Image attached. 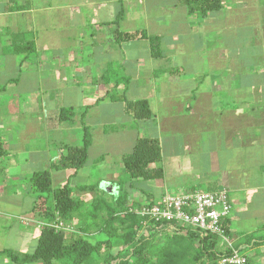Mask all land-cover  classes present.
<instances>
[{"label": "crops", "instance_id": "0c3cea01", "mask_svg": "<svg viewBox=\"0 0 264 264\" xmlns=\"http://www.w3.org/2000/svg\"><path fill=\"white\" fill-rule=\"evenodd\" d=\"M144 33L159 39L160 58ZM124 96L147 101L152 117L135 119ZM62 109L76 114L60 120ZM84 126L89 158L101 146L100 134V143L118 149L119 161L138 139L159 142L158 202L168 191L226 188L233 245L250 264H264V0H221V9L207 16L183 0H0V178L30 181L50 169L63 145L81 147L66 142L64 132ZM33 158L46 163L35 167ZM91 160L103 176L95 184L87 163L77 173L51 171L53 187L87 186L93 196L104 185L111 197L121 195L123 168L114 157L99 153ZM82 176L86 184L71 185ZM153 188L130 193L129 206L156 203ZM30 190L14 194H25L33 210ZM24 206L7 209L11 224L0 232V264H41L16 263L6 254L35 253L41 222L35 216L24 225Z\"/></svg>", "mask_w": 264, "mask_h": 264}, {"label": "trees", "instance_id": "16d2710c", "mask_svg": "<svg viewBox=\"0 0 264 264\" xmlns=\"http://www.w3.org/2000/svg\"><path fill=\"white\" fill-rule=\"evenodd\" d=\"M192 11L202 16L219 11L221 0H183ZM134 35H124L130 39ZM151 44L152 55L160 58V43L155 36L142 35ZM127 111L140 121L152 117L149 103L144 100L128 102ZM73 109H62L60 120H72ZM86 112L82 113L84 116ZM91 136L84 126L83 145H63L64 154L50 169L31 177V192L37 195L33 208L41 223L51 225L58 220L74 228V232L57 231L50 226L41 229L35 253L19 256L12 251L6 254L16 263L41 264H221L222 259L233 254L232 249L221 246L218 236L186 226L172 223H155L145 220L130 209L128 194L113 198L111 206L103 208L93 201L95 213L83 211L84 201L76 192L85 193L87 186L72 188L69 183L54 188L51 171L70 169L77 173L83 169L89 158ZM0 147V157L3 156ZM162 150L159 142L152 138L138 139L130 153L122 156V163L131 181H156L164 178L160 164ZM105 193V192H104ZM106 194V193H105ZM84 202V203H83ZM107 204V203H106ZM106 213L103 224L98 225L99 216ZM90 215V216H89ZM97 226V230L95 229ZM229 221L228 235L232 238ZM92 231H97L99 238ZM103 236V237H101ZM234 249L243 252L242 247ZM249 259H248V263Z\"/></svg>", "mask_w": 264, "mask_h": 264}, {"label": "built area", "instance_id": "2783aa9c", "mask_svg": "<svg viewBox=\"0 0 264 264\" xmlns=\"http://www.w3.org/2000/svg\"><path fill=\"white\" fill-rule=\"evenodd\" d=\"M130 211L155 223H172L216 235L220 238L222 247L233 251L232 255L222 259L221 264L248 263L247 256L234 249L233 242L228 235L227 222L232 213V206L229 191L226 188L214 192L168 193L158 203H148L139 209H130ZM23 223L30 225L32 220H23ZM39 225L40 228L50 226L57 231L74 232L71 225L60 220L51 225L44 223Z\"/></svg>", "mask_w": 264, "mask_h": 264}, {"label": "rangeland", "instance_id": "374dc122", "mask_svg": "<svg viewBox=\"0 0 264 264\" xmlns=\"http://www.w3.org/2000/svg\"><path fill=\"white\" fill-rule=\"evenodd\" d=\"M257 52H259V50H257ZM108 131H111V129L108 128ZM83 135H84V130L77 128V127H75V128L73 127L69 131L67 130L64 132V138H65L66 142L70 141V143H73V145H77V146L83 145V139H82ZM95 139L99 142V144H101V146L97 147L96 151H94V152L91 151L90 158L88 160V164L90 165L88 170H89V173H91L93 175L92 178H89L90 180L92 179L91 182H93L95 184V182H97L99 179H101L103 177L101 174V171L93 168L91 159H94L96 156H99V153L100 154L108 153L109 155H112V157H114V160H115L117 167L123 168L122 174H120L118 176V180L120 182H122L124 185V187H122V194L125 193V194L130 195V193H132L136 189H138V193H139V191H145L146 194H151L152 188L154 187L153 189H155V190L153 192H156L157 194L154 193V195H152V197L154 198L153 201L158 203V201L160 200V198H159L160 193H158V191H159V188H163L162 186L164 185V179L156 180V181H146V182L134 181L135 183L132 186H129V184L131 183V179H130L129 175L126 173L122 161L118 160V156H117L119 153L118 149H116L114 146H108L105 144L103 145L102 143H100L101 142L100 139L101 140L103 139L102 134L99 135V138L97 137ZM125 149H126V151H130L132 148H125ZM30 163L31 164L35 163L36 164L35 167L38 166V168H40V167H42L41 163H46V162L41 161V160L38 161V158H33V161L31 160ZM164 165H165L166 169H167V166H171V160L169 161L168 155H166V160L164 161ZM42 169L43 168H41L39 170H42ZM87 182H88V179L86 177L82 176L81 178L73 179L71 182V185L73 184L74 187H77V185H80V183L86 184ZM29 183H30L29 178L26 176H23V177L21 176L18 179L14 178L13 180H12V178H9V179L6 178L5 180H4V178H0V206H1V208H0V232L3 231L4 226L6 227V226H8V224H11L10 221H7L8 220V211H10L7 209L12 207L13 204H15V203L23 201V203H25V206H24L25 211L24 212L27 214V216H24V217H27L26 218L27 220L28 219L29 220L34 219L36 214L33 212L32 209L29 210V206L27 204L28 202H30V200L26 197L25 194H24L25 197H21V195H20L21 193L19 194L20 197H15V194H14L15 191H22V193H25V191H26V189H28V187H29V189L31 188ZM53 184L55 185V181ZM107 189L108 188L103 185V187L101 186V189H98V188L96 189L93 196L89 195V193L76 192L77 198H79L80 200L85 202V203L83 202L84 204H83L82 208H83V211L86 212V214H91V216H92L95 213L94 206L92 205L93 201H96V203H99L103 208H105L106 206L112 205L114 197L113 196L111 197V195L107 193V191H108ZM168 193H171V192L168 191ZM173 194H176V193H173ZM29 195L30 196L33 195V197H35L34 201L36 200V198H37L36 194L31 193ZM108 196H110V197H108ZM89 197H91L93 201H91L89 199ZM105 199H106V201H105ZM24 212H23V214H24ZM105 219H106V213L102 212L99 216V219H97L98 220L97 226L103 224ZM31 224L32 223H30V225H28V226H31ZM97 226H95L96 230L99 227V226L98 227ZM92 232L94 233L95 237L98 236L97 238H99V235H98L99 233L97 231H95V232L92 231ZM101 237H103V236H101ZM15 238L16 237H15L14 233H12L10 235V238L8 239L9 245H13L15 243ZM24 251H28V250H24ZM23 253H26V252H23Z\"/></svg>", "mask_w": 264, "mask_h": 264}, {"label": "clouds", "instance_id": "9594fccd", "mask_svg": "<svg viewBox=\"0 0 264 264\" xmlns=\"http://www.w3.org/2000/svg\"><path fill=\"white\" fill-rule=\"evenodd\" d=\"M103 187V185H101Z\"/></svg>", "mask_w": 264, "mask_h": 264}]
</instances>
